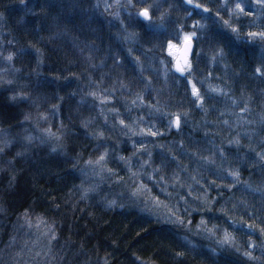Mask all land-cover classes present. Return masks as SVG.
Masks as SVG:
<instances>
[{"label": "trees", "instance_id": "16d2710c", "mask_svg": "<svg viewBox=\"0 0 264 264\" xmlns=\"http://www.w3.org/2000/svg\"><path fill=\"white\" fill-rule=\"evenodd\" d=\"M195 1L208 7L213 3V0ZM106 2L111 4L114 0ZM95 3L96 0H24L23 3L21 0H0V51L7 55L22 47L27 49L26 54L17 55L13 61L20 72H15L0 59V128L7 130L9 138H15L13 145L0 153V169H4L0 171V206L6 210L0 213V264H104L105 258L109 264H259L243 255L248 249L249 237L260 243L259 231L234 226L218 209L226 203L228 215L238 224L243 220L264 226V201L259 192H252L245 186V182L253 188L264 185V163L256 155L264 152V126L260 124L261 114H264V80L251 76L254 66H258L262 43L258 37L246 42L249 40L247 32L264 31V19L262 25H255L251 20L256 22L257 17L252 13L247 16L250 18L248 25L244 19L232 21L241 31L239 42H234L230 30L208 22L209 31L202 42L203 51L193 81L204 97V106L208 109L205 115L191 103L190 85L186 91L183 78L174 68H170L165 81L164 65L160 61L170 67L172 59L166 50L161 52L154 47L156 38L146 30L143 20L135 19L138 10L153 5L149 10L157 24L164 23L171 31L175 27L172 22L178 21L187 31L193 19H200L199 9L186 21L184 8L189 6L169 8L172 4L179 5L181 0H146L145 4L133 0L135 7L109 8L107 12L104 0L99 8L93 9ZM157 4L159 11L155 8ZM113 11L119 12L123 25L109 15ZM219 11L223 19H229L224 9ZM130 12L132 17H129ZM161 15L163 21L157 19ZM132 32L138 33L134 42L118 39L117 34L123 37ZM212 37L214 39H210ZM216 39L223 44L231 43L232 49L226 47L225 61L212 65L208 57L213 54ZM160 41L163 42V35ZM30 43L44 52L39 77ZM129 47L131 55L127 52ZM89 55L91 62L87 60ZM134 57H139L143 72ZM70 73L76 75L67 80L54 79ZM173 77L180 78L179 83ZM7 80L13 83L8 84ZM209 85L223 88L226 95L209 93ZM90 91L107 99V103L101 104L100 99L87 95ZM19 92L29 98L10 102L9 97ZM137 94L143 96L142 102ZM53 104L59 105L58 111L52 109ZM155 108H160L161 113H180L181 130L173 127L169 131V117L155 112ZM110 109L118 110L119 117ZM185 111L189 114L187 123H183ZM25 113H31V121L23 120ZM40 114L47 115L48 120H40ZM118 119L127 124L139 120V126L134 125L137 132L141 128L145 131L151 128L163 135H136L129 139L122 134L123 126ZM87 120L92 123L85 129L81 121ZM37 121L40 128L50 127L61 135V140L51 139L41 144L37 139L27 145L26 156L16 157L15 153L25 148L23 135L30 133L42 138L35 127ZM25 128L28 133L24 132ZM97 131H102L105 139L97 140L89 135ZM237 137L239 147L230 146L228 141ZM141 141L152 152V161L140 169L139 164L148 159V154L138 155V162L133 161V171L141 174L130 178L128 168L117 157L130 156L135 151L133 142L138 147ZM53 146L58 148L55 153L51 152ZM61 147L68 153L67 157L60 154ZM105 148L109 151L108 167L114 169V174L104 172L101 180L91 168L85 167V162L95 159ZM81 153L79 167L85 168L87 176L66 162ZM173 155L178 159H173ZM200 156L212 157L216 165L208 164ZM165 159L167 163L162 171L153 173ZM9 160L14 163L10 165ZM218 165L225 169L239 168L241 183L232 187V177L224 171L218 173ZM12 174H16V180L10 189ZM174 174H178L179 183L174 182ZM212 180L216 181L215 185ZM81 182L85 186L99 184L100 187L97 192L90 193L88 200H80L77 186ZM141 183L146 186L145 191L133 197L131 189ZM204 193L209 200L217 201L211 212L205 211L200 200L194 199ZM102 197L115 199L123 207L105 209ZM25 210L32 212L33 223L37 214H43L54 227L57 239L51 241L50 253L49 239L43 235L46 229L43 226L40 230L28 228L22 216ZM177 217L185 223H174ZM202 218L209 221V227L217 223L233 232L241 250L221 248L217 237L198 230L196 225ZM189 220L191 225L187 223ZM184 236L195 249L185 244ZM211 249H216L217 255H212ZM254 255L260 256L259 248Z\"/></svg>", "mask_w": 264, "mask_h": 264}, {"label": "snow or ice", "instance_id": "6c2138e0", "mask_svg": "<svg viewBox=\"0 0 264 264\" xmlns=\"http://www.w3.org/2000/svg\"><path fill=\"white\" fill-rule=\"evenodd\" d=\"M23 3L24 0H21ZM140 3L145 4L146 0H139ZM254 3L256 6H259V11L261 13H264V0H254ZM189 6L184 8V12L186 13L184 16V20H188L193 16V12L199 9V12L197 15L200 16V19H193L192 23L190 24V30H185V26L183 24H180L178 21H173L172 23L175 25V27L169 31V29L165 26L164 23H159L157 24L153 19H152V14L150 13L149 9L153 7V5H148L146 7L141 8L136 12V17L135 19L137 20H143L144 22V27L146 30H148L155 38H156V43L154 44V47L157 48L159 51H167L168 55L172 57V61L169 62V65H165L164 61L161 60L160 63L164 65V78L165 81L168 79L169 71L170 68H174L176 73L180 74V77L183 78L184 81V86L186 91L189 90L188 86L190 85V92L193 97L191 103L197 107H199L205 115H207L208 109L204 106V97L200 92V89L197 87L196 83H194V78L196 76V71L198 70L199 66V61H200V53L203 51L202 47V42L204 40L205 33L209 31V24L208 22L211 21L213 25L218 26L221 29L225 30H230L231 34L233 35V40L234 42H239L242 39V34L241 31L238 27L233 26L232 21H239V18L241 16H250L252 15L251 11H245V7L252 8L253 4L248 3L247 0H232L231 3L228 2V0H213L212 7L205 6L201 3H194V0H181V3L179 5H169V8L176 7L177 9L183 7V6ZM101 6V0H96V3L92 5L93 9L99 8ZM136 5L133 3V0H114L113 3L109 4L104 0V10L107 12L109 8L112 9H128L131 7H135ZM155 8L157 11H159L160 5H155ZM214 8L217 9H224L229 16V19L225 20L223 17L220 15V11L216 10L213 11ZM230 10V11H229ZM109 15L114 16L116 19L120 20L119 12L118 11H113L109 13ZM129 17H132V13H129ZM0 18H2V15H0ZM157 19L163 21L164 16L161 15L157 17ZM201 20L205 21L204 23H201ZM121 25L124 24L123 20H120ZM125 32H127V28H125ZM163 35V42L160 41V37ZM247 37L249 38L248 41L246 42H252L254 41L257 37L259 38L260 42L262 43V48L259 56V62L258 66H254L253 71L251 73V76L253 78H259L264 80V31L261 32H247L246 33ZM118 39H123L125 41L132 40L134 42V38L138 36V33L132 32L129 33L128 35H125L123 37H120L119 34H117ZM41 40L44 39L43 36L40 37ZM214 39V37L210 38ZM173 41H178V43H174ZM9 43H12V41H9ZM79 47V45H76ZM29 47L33 50L36 56V75L39 77L41 74L39 72V69L41 68L42 64L44 63V52L43 50L36 46L35 44H29ZM229 48L230 50L232 49V44L227 43L223 44L221 43L218 39L215 41V46L212 48L213 54L208 57V62L212 65H215L216 63H223L228 55V53L225 51V48ZM199 49V51H198ZM81 52L84 51V49H80ZM27 49L26 48H20L18 49L17 52H12L9 51L7 55H4L3 51H0V59L3 61L7 62L10 66L13 67V70L15 72H20L21 70L19 68H15L13 61L16 58L17 55H23L26 54ZM127 52L129 55L132 54V48L129 47L127 49ZM207 55V54H206ZM137 65L140 67V71L143 72V66L140 64V59L139 57H134ZM87 60L91 62L92 57L89 55L87 57ZM117 62L119 61V55L117 54L116 57ZM92 67H96V65L91 64ZM224 67L227 68L228 65L225 63ZM75 73H70L69 76H56L54 79L60 80L63 78L64 80L69 79L70 76H75ZM211 75V73H209ZM76 79H79L78 76H76ZM179 83L180 78L178 77H173ZM6 83L12 84V80H7ZM201 84L204 83L203 80L200 81ZM122 87H126V85H122ZM107 91V90H106ZM209 93H215L217 95H226L224 92V89L217 86L213 87L209 85ZM75 95L76 93H72ZM87 95L95 97L100 99L101 104L107 103V99L104 97H99L96 92L90 91L87 93ZM29 97L25 95L23 92H19L16 95L10 96L9 100L10 102H16L18 99H28ZM59 99L62 101L63 97H59ZM137 99L140 100L141 102L143 101V96L140 94H137ZM248 99H251L250 97ZM32 103H35V101H32ZM81 103H84V100H81ZM133 104H136V100L132 101ZM235 103V101H233ZM150 108L153 106H149ZM52 109L55 111L59 110V105L58 104H53ZM131 109H129L130 111ZM247 111V108L244 109ZM110 111H114L117 114V118L119 117V112L116 109H110ZM155 112L160 113L162 115H166L168 118L167 120V129L171 131L173 127H175L178 131L181 130L182 128V120H181V114L180 113H161L160 108H155ZM54 114V113H53ZM151 114V113H150ZM101 115H103V109L101 110ZM188 112L185 111L183 113V123H187V117H188ZM40 120H48V116L44 114L39 115ZM142 119V118H141ZM24 121H31L32 120V115L31 113H25L23 117ZM105 121L107 122V117H105ZM118 122L120 125H122L121 132L123 135L129 136V139H131L132 136H151V137H157L163 135L158 129L153 131L151 128L145 131L143 128L140 129L139 132L136 131V127L139 126V120H134L132 124H127L125 120L123 119H118ZM92 123L91 120L87 121H81V126L87 129L89 125ZM225 124L228 123V121H224ZM260 124L261 126H264V114H261V119H260ZM134 125L136 127H134ZM35 127L40 130L41 132V137H34L30 133H28V129L25 128L24 132L28 133L26 135H23L21 137L22 141L25 143V148L23 151H17L15 153L16 157H24L27 155L29 149L27 148V145H31L34 143L35 140L39 139L40 143L43 144L47 142L48 140L55 139L56 141L61 140V135L54 133L50 127L48 128H40L39 122L37 121L35 123ZM61 129L64 128L63 121H61L60 124ZM126 129V131H125ZM89 135L92 136L94 139H105L104 133L102 131H97V132H89ZM15 142V138H9V133L7 130L0 128V153H3L5 149L10 148L13 143ZM262 142H264V139H262ZM229 145H235L239 147L240 145V140L239 138H234L232 140L228 141ZM157 147H163V145H156ZM183 146V144H181ZM98 147H100L98 145ZM133 148L135 151L132 152L130 156H124V155H119L117 158L124 162L125 166L128 168V171L130 172L131 177L138 176L139 173L138 171H133V158L137 157L141 153H147L148 154V159L147 160H142L141 163L139 164L140 169H144L147 165H149L152 161V152L148 149L147 145L141 141L139 143V146L137 147V144L133 142ZM252 152H255V148H250ZM58 151V148L56 146H53L51 148V152L55 153ZM168 151L171 153V149H168ZM221 156H224V151L223 149H219ZM60 154L67 157L68 153L66 151H63L62 147L60 149ZM258 159L260 162L264 163V152H259L256 153ZM82 157L81 154H77L74 157L68 158L66 161L67 163L71 164V167L73 169H77L82 175L87 176L88 172L85 171V168H80V160ZM108 157H109V151L107 148H105L104 152L102 154H99L95 159L89 158L85 162V167L86 168H91V171L95 175H99L101 180L104 179L103 173L108 172L114 174V169L108 167ZM200 159L206 160L208 164L211 165H216L215 159L212 157H204L200 156ZM173 159H178L175 155H173ZM10 165L14 163L13 160H9L8 162ZM167 163V160H162L161 161V167L160 168H154L153 173L155 172H160L162 171L163 166ZM255 167L256 165L253 164ZM0 171H4V169H0ZM220 171H224L227 173V176L232 177V187H235L236 184H240V169L239 168H222V166L218 165L217 166V172L219 173ZM150 178H152V174H149ZM122 179V178H121ZM163 179V177H161ZM192 179L195 181V183L199 184L200 181L196 180V178L193 176ZM16 180V174L11 175V179L9 181V188L14 187V182ZM173 180L176 183H179V178L178 174L173 175ZM211 183L213 185L216 184L215 180H212ZM133 184H136L135 181H133ZM228 185H225L227 187ZM245 186L252 192H259L262 201H264V185L257 186L255 188L252 187V185L247 184L245 182ZM80 190V200H88L90 198V193H95L98 191L100 185L95 184V185H88L85 186L84 182H81L77 186ZM181 187H184L183 184H181ZM146 186L141 184L136 185L134 188L131 189V194L133 197H138L142 192L145 191ZM189 192H191V188L189 187ZM156 199V198H153ZM194 199L200 200L201 206L204 208L205 211L211 212L213 210L212 205L216 204V200H209L207 193H204L203 196H197L194 197ZM103 206L105 209H113L116 207H123L122 204H118L115 199H108L107 197H102L101 198ZM79 202V201H78ZM157 203H159L158 199L156 200ZM55 207L59 208L60 205H55ZM236 205H233V208H235ZM198 211L199 209H194ZM6 210L3 208V206H0V213L5 212ZM218 211L228 217V219L232 220V224L234 226L240 227V226H246L247 229L251 232L259 231L262 239L259 244H257L255 241H252L251 238L249 237L248 240V249L243 252V255L250 261L253 262H259V264H264V226H256L252 223H247L246 221L241 220L239 224L237 223L236 220L232 219L231 216L228 215V208L226 207L225 204H221ZM24 223L28 226V228H33L35 227L37 230L41 229V226L46 229L44 231L43 235L48 237L49 239V245H48V252H51V241L57 239V234L55 232V229L52 225H50L45 219L43 214H37L35 216V223H33V217H32V212L29 210H25L22 213ZM174 223H180L184 224L185 220L181 219L179 217L176 218ZM189 225H191L192 221H187ZM196 228L198 230L202 229L203 231L209 233L213 237H217V244L223 248L225 246L227 247H232L235 248L236 251H240L241 248L239 244L237 243L236 237L233 232H230L228 228L219 225L217 223H212L211 227H209V221L202 218L199 222L198 225H196ZM191 231V229H189ZM183 240L186 245L190 246L192 249H195V245L192 244V242L188 239L187 236L183 237ZM15 241V238H13V242ZM27 243V242H25ZM259 248L260 250V256L257 257L254 255V251ZM212 255H217L216 249H211ZM177 255H181V253H178ZM104 264H109L107 258H105Z\"/></svg>", "mask_w": 264, "mask_h": 264}, {"label": "rangeland", "instance_id": "374dc122", "mask_svg": "<svg viewBox=\"0 0 264 264\" xmlns=\"http://www.w3.org/2000/svg\"><path fill=\"white\" fill-rule=\"evenodd\" d=\"M228 2L229 3H231L232 2V0H228ZM247 2L248 3H251V4H253V7L252 8H248V7H245V11H251L257 18L255 19V21L256 22H254L253 20H251L254 24L255 23H257V24H259L260 23V25H262L263 24V19H264V13H261L260 11H259V6H256L255 5V3H254V0H247ZM217 10H219V9H217ZM150 11V10H149ZM242 19H244V21H245V25H248L249 24V22H250V18L249 17H247V16H242V18L240 17L239 18V21L240 20H242ZM235 22H238V21H234V23ZM257 24H255V25H257ZM174 43H178V41H173ZM203 46V45H202ZM171 59H172V57H170ZM196 74H197V72H196ZM132 149H129V151H131ZM146 157H147V155H146ZM138 156L136 157V158H134V162L136 161V162H138ZM135 162V163H136Z\"/></svg>", "mask_w": 264, "mask_h": 264}, {"label": "water", "instance_id": "95a60500", "mask_svg": "<svg viewBox=\"0 0 264 264\" xmlns=\"http://www.w3.org/2000/svg\"><path fill=\"white\" fill-rule=\"evenodd\" d=\"M195 3V2H194Z\"/></svg>", "mask_w": 264, "mask_h": 264}]
</instances>
